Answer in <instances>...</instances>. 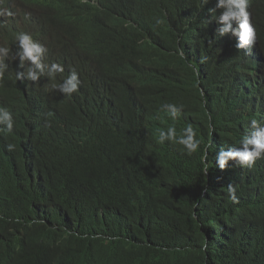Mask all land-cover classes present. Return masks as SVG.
<instances>
[{
	"label": "trees",
	"instance_id": "obj_1",
	"mask_svg": "<svg viewBox=\"0 0 264 264\" xmlns=\"http://www.w3.org/2000/svg\"><path fill=\"white\" fill-rule=\"evenodd\" d=\"M19 1L31 22L0 18V46L28 24L44 62L64 65L57 81L75 68L82 85L67 97L6 61L0 106L16 124L0 131V264H264V163L246 174L214 160L264 115V0H249L252 52L200 27L185 0ZM133 54L152 65L133 74ZM167 103L183 106L175 121ZM189 123L197 153L157 143Z\"/></svg>",
	"mask_w": 264,
	"mask_h": 264
},
{
	"label": "clouds",
	"instance_id": "obj_2",
	"mask_svg": "<svg viewBox=\"0 0 264 264\" xmlns=\"http://www.w3.org/2000/svg\"><path fill=\"white\" fill-rule=\"evenodd\" d=\"M100 4V3H99ZM97 5L99 8L100 5ZM184 12L187 15L197 14L201 18L200 27L208 29L215 26V33L223 39H228L237 49L245 52H252L257 48V31L254 24L255 14L251 9L249 0H185L183 2ZM14 15L19 21L31 22V13L19 0H0V18ZM137 27V26H133ZM129 24V29L132 30ZM92 29H89L91 33ZM125 43L128 39L123 38ZM13 49L7 46H0V79H3L7 68L8 58L19 60L18 67L23 71L16 72L17 80H28L38 82L42 76H47L51 89L59 91L64 96L71 97L79 91L82 85L80 74L75 68L69 70V74L61 81H57L58 73L65 71L64 65L58 62L46 64L44 59L48 53V46L33 33L28 24L26 31L17 32L11 42ZM13 51L14 53H11ZM180 56L184 55L183 49H178ZM140 55V59L135 61L132 67L133 74H137L141 68L151 66L152 58L145 59L143 54H133V57ZM137 59V58H136ZM203 62V57L201 58ZM173 121L178 119L183 111L182 105L167 103L163 106ZM15 119L11 111L0 106V125L4 128L0 131L13 133ZM46 126H51L47 122ZM242 136L237 145L224 144L216 153L214 160L220 171L233 170L238 173H253L264 163V115L253 116L247 120L244 127L238 131ZM235 133L231 134V139H235ZM237 138V137H236ZM165 141L182 146V150L191 156L201 150L202 141L198 138L197 130L191 123L180 130L174 126L160 131L157 143L163 144ZM210 147V145H209ZM9 152L14 151L15 144L7 143ZM202 161L204 162V174L208 172L207 149H203ZM238 186L230 183L227 185L226 195L232 203H239L237 196Z\"/></svg>",
	"mask_w": 264,
	"mask_h": 264
},
{
	"label": "rangeland",
	"instance_id": "obj_3",
	"mask_svg": "<svg viewBox=\"0 0 264 264\" xmlns=\"http://www.w3.org/2000/svg\"><path fill=\"white\" fill-rule=\"evenodd\" d=\"M137 30H138V28L136 27V28H135V31H137ZM80 80L82 81L81 77H80ZM73 95H75V94H73ZM73 95H72V96H73ZM166 112H167V111H166ZM167 114H168V112H167ZM219 172H220V169H219ZM248 173H250V172H248ZM233 182L235 183V181H233ZM247 189H248V190H253V188H252V187H249V186L247 187Z\"/></svg>",
	"mask_w": 264,
	"mask_h": 264
},
{
	"label": "bare ground",
	"instance_id": "obj_4",
	"mask_svg": "<svg viewBox=\"0 0 264 264\" xmlns=\"http://www.w3.org/2000/svg\"><path fill=\"white\" fill-rule=\"evenodd\" d=\"M195 52H196V54H198V56H200L199 53H198V51H195ZM90 172H91V170H90Z\"/></svg>",
	"mask_w": 264,
	"mask_h": 264
}]
</instances>
